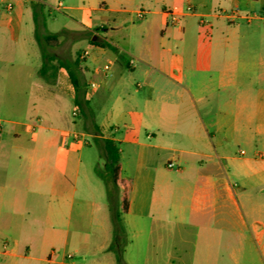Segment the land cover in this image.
<instances>
[{
	"label": "crops",
	"instance_id": "crops-1",
	"mask_svg": "<svg viewBox=\"0 0 264 264\" xmlns=\"http://www.w3.org/2000/svg\"><path fill=\"white\" fill-rule=\"evenodd\" d=\"M93 1L71 8L77 23L124 58L88 43L87 118L73 116L62 68L58 82L52 69L37 78L1 59L0 112L9 113L0 118V264H118L105 214L92 221L94 244L80 227L70 231L68 193L76 191L83 149L92 147L84 136L120 149L121 264H264V0ZM91 12L110 14L111 26L89 28ZM20 26L0 24L14 41ZM109 60L111 75L102 67ZM119 61L129 73L115 69ZM9 86L70 102L71 126L55 104L45 124L35 103H10Z\"/></svg>",
	"mask_w": 264,
	"mask_h": 264
},
{
	"label": "rangeland",
	"instance_id": "rangeland-1",
	"mask_svg": "<svg viewBox=\"0 0 264 264\" xmlns=\"http://www.w3.org/2000/svg\"><path fill=\"white\" fill-rule=\"evenodd\" d=\"M61 1L63 2V6L59 7V2ZM34 2L35 1L30 0H0V24L14 19V21H18L21 25L18 31L19 40L17 41L12 40L0 28V68L1 66L5 67V62H2V58L3 61L11 58L15 67L14 69H19L20 67L30 70L33 69L34 73L36 71L38 78L42 76L41 69L44 64L42 48L43 46L47 47L46 40L44 39L45 36L57 35L58 37L57 42H51L53 47H47L48 51L56 56V61L53 63L54 65H58L59 61L74 62L77 59L81 61L80 56L82 52L85 50L90 51L88 43L92 40L91 33L77 23L79 18L77 17V13L71 8L79 7L84 3L88 6H92L95 4V1L48 0V5H46L44 13L38 15V28H36V23L33 19L32 5ZM89 16L92 20L86 17L84 23L91 29L100 28L102 22H104L106 26H111L108 23L109 21L112 23L110 14L91 12ZM137 25L135 24V26ZM124 31L125 30H120L116 32L115 40L119 38L121 40ZM37 35L40 37L42 45L38 43L36 38ZM109 55L113 57L112 54ZM115 69L129 73V69L120 61ZM61 71L65 72L66 70L62 68ZM91 71L92 67L87 62L81 63L80 76L86 86H88L91 80ZM66 84L68 83L66 82ZM5 97L10 103L24 104L25 106H31L35 103L37 113L46 121L45 124H49L48 122L50 119L47 115H49L48 113L52 109V104H55L61 109L64 122L71 126V120L73 119L72 105L64 99L54 98V101L52 99L44 100L39 93L32 92L28 94L12 86L7 87ZM6 110V108L1 109L0 118H7L6 116L8 115L6 114L9 112ZM21 115L27 116L26 112ZM19 117V115H15V118L18 119ZM26 120L30 121V119ZM31 121L37 123L36 119H31ZM84 139L91 141L92 147L83 149V164L80 168V174L79 177L73 179L72 182V184H75L76 191L73 192V195L71 194V190L68 193L69 203L71 204L69 212L71 210L72 216L70 231L73 233L80 227L81 232L90 235L88 240L94 244L99 235V224L97 222L92 223L93 220L96 221V219H99L105 214L110 229L109 233L113 232L111 200L104 179L95 171L96 168L102 171L105 170L106 159L102 154L101 147L96 141L89 137L87 138V136L82 137V141ZM20 165L19 162L13 164L15 171H19ZM116 202L117 209L122 216L123 211L119 196ZM74 248V245L70 243L66 252L69 253Z\"/></svg>",
	"mask_w": 264,
	"mask_h": 264
},
{
	"label": "trees",
	"instance_id": "trees-1",
	"mask_svg": "<svg viewBox=\"0 0 264 264\" xmlns=\"http://www.w3.org/2000/svg\"><path fill=\"white\" fill-rule=\"evenodd\" d=\"M35 1L32 5L33 9V19L36 23V28H38V15L43 14L47 0H30ZM45 21V20H44ZM93 37V36H91ZM38 43L42 45L40 37L36 36ZM47 43V47H53L51 44L52 41L57 42V35H47L44 37ZM91 44H98L104 48L110 49L115 53L119 54L117 48L108 43L105 39L98 38L97 40H91ZM46 46L42 48V56L44 59V64L42 66V76H47L48 71L52 69L53 75L52 78L55 81L63 82L62 78H59L57 72L63 68L66 70V82L68 83L70 89L68 90L69 94L72 96L74 101V106L76 111L81 116L88 117V100H87V86L83 82L80 76V67L81 63L84 60H75L74 62H61L59 61L58 65H54L56 61V56L48 51ZM124 58L123 54H119V60L121 61ZM97 135H99V127L94 128ZM101 147L102 154L106 159L105 170L102 171L98 168L95 169L96 173L104 179L109 193V198L111 200V211H112V222H113V236L112 242L109 246V250L114 252L117 258L118 264L122 263V255L126 245V232L121 220V214L117 209V198L119 196V173H120V149L118 144L112 139H101L98 142ZM127 211V203H123V212Z\"/></svg>",
	"mask_w": 264,
	"mask_h": 264
},
{
	"label": "built area",
	"instance_id": "built-area-1",
	"mask_svg": "<svg viewBox=\"0 0 264 264\" xmlns=\"http://www.w3.org/2000/svg\"><path fill=\"white\" fill-rule=\"evenodd\" d=\"M187 10L192 11L193 9H192V7H188ZM169 16H170V22L172 24H176L178 22L179 18L181 17V12L178 8H174V9L169 11ZM228 16L229 17H237V12L228 13ZM137 17H138V19H143L145 17V12L144 11H138ZM89 55H90L89 51L86 50V51L82 52L80 59L85 60L86 58L89 57ZM112 65H113V61H111V60H109L105 65H103V70L106 71L107 75H111L110 71H111ZM99 86H100V83L97 81H94V82H91L89 84V89L93 91V90L98 89ZM77 115H78L77 111H74L73 116L76 117ZM28 127L32 132H35L37 130L38 126L35 124H29ZM2 128H3L2 123H0V132L2 131ZM79 137H80L79 135L74 134L75 139H79ZM171 166H172V164H169V167H171Z\"/></svg>",
	"mask_w": 264,
	"mask_h": 264
}]
</instances>
